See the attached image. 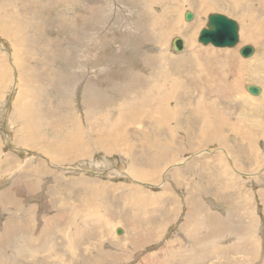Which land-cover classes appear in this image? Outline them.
I'll return each mask as SVG.
<instances>
[{
	"label": "rangeland",
	"instance_id": "rangeland-1",
	"mask_svg": "<svg viewBox=\"0 0 264 264\" xmlns=\"http://www.w3.org/2000/svg\"><path fill=\"white\" fill-rule=\"evenodd\" d=\"M0 4V264H264V91H246L262 93L264 54L237 68L264 51L260 0ZM212 12L238 23L232 49L197 41Z\"/></svg>",
	"mask_w": 264,
	"mask_h": 264
},
{
	"label": "bare ground",
	"instance_id": "bare-ground-1",
	"mask_svg": "<svg viewBox=\"0 0 264 264\" xmlns=\"http://www.w3.org/2000/svg\"><path fill=\"white\" fill-rule=\"evenodd\" d=\"M223 5H225V6H227L229 9H231V10H234V9H236L237 8V6L239 5V3L241 2H244V3H246L245 4V6H248L249 4H248V2H249V0H219ZM258 0H256V2H257ZM264 1V0H263ZM262 0H260V2H261V4H262V8L264 7V2H263ZM258 4V3H257ZM260 4V5H261ZM1 5V4H0ZM251 5V4H250ZM250 7V6H249ZM252 7V6H251ZM253 8V7H252ZM235 11V10H234ZM246 11V10H245ZM253 11V10H252ZM255 11V10H254ZM256 12V11H255ZM258 12V11H257ZM212 13H218V12H212ZM212 13H209V14H212ZM11 14H13V13H11ZM208 14V15H209ZM208 17V16H207ZM234 20V19H233ZM238 21H241V20H238ZM244 21V20H243ZM246 21H244L243 23H245ZM197 23V22H196ZM207 23V22H206ZM194 24V23H193ZM238 24V23H237ZM252 24V23H251ZM255 24V23H254ZM253 25V24H252ZM256 25V24H255ZM246 23H245V25L243 26L244 27V29L242 30L243 31V33H244V35H246L247 33H246V31L247 30H245L246 29ZM257 26V25H256ZM259 26H261L260 24L257 26V27H255L254 29H259ZM263 27V26H262ZM5 28V27H4ZM183 28H186L185 26H182V25H178V26H174V28L173 29H171V30H173L174 32H181V30L183 29ZM251 28H253V27H251ZM247 29H248V27H247ZM239 30V29H238ZM249 30V29H248ZM7 31H8V29H7ZM251 31V30H250ZM249 31V32H250ZM3 32V31H2ZM248 32V31H247ZM1 33V32H0ZM4 33V32H3ZM242 33V34H243ZM9 34V33H8ZM142 35V34H141ZM198 35H199V33H198ZM198 35H197V41L199 42V43H201L202 45H205V44H203L201 41H199L198 40ZM243 35V36H244ZM256 35H259V34H256ZM191 38V37H190ZM251 38V37H250ZM178 39H180L181 40V44L180 45H178ZM196 39V38H195ZM247 40H249V39H246L245 38V41H247ZM175 41V42H174ZM238 41H239V31H238ZM185 42V41H184ZM186 44H187V40H186ZM185 43H184V45H186ZM259 44V43H258ZM184 45H183V41H182V39L181 38H179V37H176V35H175V38H173L172 39V41H171V48L173 49V51L174 52H180V51H182V50H184L183 48H184ZM192 45V44H191ZM208 45H212V44H207V46ZM237 45V44H236ZM187 46V45H186ZM189 46V45H188ZM213 46V45H212ZM214 47H216V46H214ZM257 47V46H256ZM190 48V47H189ZM216 48H223V49H225V48H231L232 49V47H216ZM214 49V48H213ZM220 49V50H221ZM219 50V51H220ZM225 50H227V49H225ZM236 50V49H235ZM191 51V50H190ZM199 51V50H198ZM212 51V50H211ZM222 51V50H221ZM224 51V50H223ZM229 51H230V49H229ZM213 52V51H212ZM211 52V53H212ZM215 52H216V50H215ZM186 52H183V54H185ZM188 53V52H187ZM218 53V52H217ZM216 53V54H217ZM221 54H222V52H220ZM224 53V52H223ZM261 53H264V51L263 52H261V51H259L258 53H255L254 54V56H252V58H250V63L253 65L254 64V62L257 60V57L258 56H260V54ZM177 54H179V53H177ZM183 54H181V55H183ZM215 54V55H216ZM227 53H225V60H230L231 59V55L228 53L227 55H226ZM1 55V54H0ZM151 55V54H150ZM186 55V54H185ZM184 55V56H185ZM212 55V54H211ZM214 55V56H215ZM219 55V54H218ZM176 57V56H175ZM187 57H189V56H187ZM186 57V58H187ZM199 57V56H198ZM197 57V58H198ZM211 57H213V56H211ZM177 58H179V56L177 57ZM190 58H191V56H190ZM215 58V57H214ZM201 59V58H200ZM193 60V59H192ZM176 62V61H175ZM192 62V61H191ZM216 62H218V61H216ZM256 64V63H255ZM260 64V63H259ZM202 65V64H201ZM189 67H190V65H188ZM182 67V66H181ZM187 67V66H186ZM179 69V68H178ZM181 69V68H180ZM186 69H188V68H186ZM248 71H250L251 69H247ZM263 70V69H262ZM247 71V72H248ZM191 72V71H190ZM252 72V71H251ZM254 72V71H253ZM179 73V72H178ZM187 73H189V72H187ZM194 73H196V72H194ZM254 73H256V72H254ZM263 73V72H262ZM199 74V73H198ZM205 74V73H204ZM259 74V73H258ZM192 75V74H191ZM219 75V74H218ZM197 76H199V75H197ZM183 77V76H182ZM185 77H186V74H185ZM184 77V78H185ZM261 79H262V77H260ZM188 80H192L191 78L190 79H188ZM196 80V79H195ZM206 80V79H205ZM183 81V80H182ZM229 81V80H228ZM190 82V81H189ZM192 82V81H191ZM193 82H194V80H193ZM196 82V81H195ZM73 84H74V82H73ZM188 84V83H187ZM198 84V83H197ZM248 86L249 85H247L246 86V91H248ZM187 87H188V85H187ZM190 87V86H189ZM188 87V88H189ZM189 89H191V88H189ZM194 89V88H193ZM205 90V89H204ZM263 91H264V88H263V90H262V93H261V88H259V92H260V94H263ZM212 92V91H211ZM216 92H218L217 90H216ZM250 93V92H249ZM27 94H29V93H27ZM215 94V93H214ZM251 94V93H250ZM30 95V94H29ZM216 95H218V94H216ZM253 96H254V94H252ZM26 97H27V95H25ZM31 96V101H30V104L27 102V105H26V107H27V109L26 110H28V108H31V106H32V100L33 99H35V97L33 96V95H30ZM21 97V96H20ZM20 97H18V99H17V102H16V104H15V106L17 107L15 110V113H21L22 111H24L25 109H22L21 107H24V106H21L20 105V107H18L19 105L18 104H20ZM223 97H226V98H229V97H227V95L226 96H223ZM236 97V96H235ZM233 98V96L231 95V99ZM202 99V98H201ZM201 99H199L198 100V103L199 104H204L205 102L204 101H202ZM36 100V99H35ZM229 100V99H228ZM16 101V100H15ZM33 102H34V100H33ZM15 103V102H14ZM207 103H209L212 107L214 106V108H216L215 106L217 105L216 104V102L213 100V103L211 102V101H207ZM206 103V104H207ZM206 104L205 105H202L203 107H202V110H203V108L205 107V108H208L209 110H206V111H204L203 110V114H204V119H209L210 120V114H213L214 112H217V111H215L212 107H206ZM218 106V105H217ZM222 108V107H221ZM218 109H219V107H218ZM154 109H152V111H153ZM157 111V113H159V115L160 116H163V117H165V116H168L169 117V114H168V110L166 109V108H163V109H161V108H159V109H157L156 110ZM33 112V111H32ZM144 112V111H143ZM143 112H141V110L139 109L138 111H134V112H132V113H123V112H121V120L122 121H124L125 123H127V122H129V121H131V119H135V118H137L140 114H142ZM202 112V111H201ZM28 114H29V112H27ZM26 113V114H27ZM157 115V114H156ZM158 115V116H159ZM33 116V115H32ZM189 115H187V117H188ZM195 116H197V115H195ZM31 118V117H30ZM159 118V117H158ZM158 118H156V119H158ZM170 118V117H169ZM189 118V117H188ZM32 119V118H31ZM190 119V118H189ZM198 119V118H197ZM220 120V119H219ZM224 120V119H223ZM31 122V121H30ZM209 122L210 121H205L204 120V123L202 124V125H206V127L208 128V129H210V127H209V125H207V124H209ZM227 122V121H226ZM225 122V123H226ZM196 123H199V121H197ZM217 124H220V126L222 127V125H221V123H217ZM104 125V124H103ZM120 125V124H119ZM118 125V126H119ZM226 125V124H225ZM239 125V124H238ZM241 125V124H240ZM258 125V124H257ZM116 126V125H115ZM264 126V125H263ZM100 128H102V129H100ZM247 129V128H246ZM97 132H100V131H106V129H104L103 127H99L98 128V130H96ZM149 132V131H148ZM198 132L199 133H203V134H207V136H208V130L204 127V128H202V129H200V130H198ZM217 131L216 130H214V133H216ZM252 132V131H251ZM106 133H107V131H106ZM211 133H213V132H211ZM210 133V134H211ZM115 134V133H114ZM76 136H77V134H75ZM100 135H102V134H100ZM116 136H117V133L115 134ZM115 135H111V137L109 138V139H111V140H109L110 142H109V146L111 147V145H114V147L117 145L116 144V140H115ZM201 135V134H200ZM110 136V135H109ZM101 137V136H100ZM99 137V138H100ZM206 137V136H205ZM211 138H214V136L213 135H211L210 136ZM103 138H104V136H103ZM150 138V137H149ZM264 138V137H263ZM29 139V138H28ZM77 139V138H76ZM105 139V138H104ZM220 139V138H219ZM98 140V139H97ZM149 140H151V139H149ZM56 142V141H55ZM61 142V141H60ZM30 143V142H29ZM53 144V143H52ZM71 144V143H70ZM103 146V145H102ZM60 148V147H59ZM112 148V147H111ZM253 151L255 150V149H252ZM251 150V151H252ZM257 151V150H256ZM131 152V151H130ZM69 153V152H68ZM149 157V156H148ZM148 157H146V159L147 160H150L151 162H154V161H157V160H160L161 161V159H160V157H155V158H148ZM132 167V166H131ZM225 169V166L224 167H222V171ZM133 173H130V174H133L132 176L133 177H137V178H139V176H137V174L139 175L140 173H137V172H134V170L132 171ZM150 173V172H149ZM143 175V174H142ZM152 178V177H151ZM107 190V189H106ZM108 191V190H107ZM132 192V191H131ZM134 194H131V193H128V191H125L122 195H121V198H123V200H125V199H127V198H129V196H133ZM106 196V195H105ZM135 196V195H134ZM133 198V197H132ZM106 199V198H105ZM139 200V199H138ZM135 201V200H134ZM188 201H189V199H188ZM84 202H85V200H84ZM126 202H127V200H126ZM132 202V201H131ZM125 203V202H124ZM90 204V203H89ZM126 205H127V203H125ZM84 205V204H83ZM111 206V205H110ZM88 214L89 213H87V215L86 216H88ZM18 215V214H17ZM21 215V214H20ZM57 215V214H56ZM135 215V214H134ZM23 216V215H22ZM133 216V215H132ZM21 217V216H20ZM99 217V216H98ZM102 217V215L100 216V218ZM107 218H108V216H107ZM48 219V218H47ZM106 221V220H105ZM109 221H111V220H109ZM87 223V222H86ZM53 224H54V221H51V223H50V227H52L53 226ZM99 224L101 225V219H100V221H99ZM98 223H97V225L96 226H98L99 225ZM114 229V228H113ZM112 229V230H113ZM135 230V229H134ZM127 231V229L126 230H124V235L123 236H128V233L126 232ZM120 233L122 232V230L121 231H119ZM118 231H117V233H119ZM122 236V237H123ZM122 237H121V239H122ZM71 239V238H70ZM43 240V239H42ZM73 240V239H72ZM77 240V237H76V239H74V241H76ZM47 241V240H46ZM45 240H43L41 243L43 244V245H45L44 244V242H46ZM52 241V240H51ZM73 241V242H74ZM89 242V241H88ZM36 244V243H35ZM68 244H72V243H70V241L68 242ZM41 244H39V246H40ZM72 247H74L75 249H76V247H78V246H75V244L74 245H72ZM86 248H88V246H86ZM86 248H84V253L86 254V251L88 250V249H86ZM75 249H74V251H75ZM80 248H78V250H79ZM74 251H73V258L75 257V255H74ZM83 251V250H82ZM111 252V251H110ZM71 254V255H72ZM82 258H83V261H89V259H86V256H81ZM71 258V257H70ZM103 258V257H102ZM86 264H91V262L90 263H86Z\"/></svg>",
	"mask_w": 264,
	"mask_h": 264
},
{
	"label": "water",
	"instance_id": "water-1",
	"mask_svg": "<svg viewBox=\"0 0 264 264\" xmlns=\"http://www.w3.org/2000/svg\"><path fill=\"white\" fill-rule=\"evenodd\" d=\"M192 17V13H186L185 18L187 20L192 19ZM198 40L205 45L210 43L216 47H234L238 43V24L235 20L222 13L209 14L206 27L200 30ZM181 43V40L178 39V45ZM254 51V47L247 44L239 49V54L243 58H249ZM248 92L258 95L259 88L255 85H249Z\"/></svg>",
	"mask_w": 264,
	"mask_h": 264
},
{
	"label": "crops",
	"instance_id": "crops-1",
	"mask_svg": "<svg viewBox=\"0 0 264 264\" xmlns=\"http://www.w3.org/2000/svg\"><path fill=\"white\" fill-rule=\"evenodd\" d=\"M263 22H264V20H263ZM259 36V35H258ZM245 38H247V39H250L249 37H248V35L246 34V36H244ZM249 41H251V40H249ZM260 51V50H259ZM264 54V53H263ZM258 58H261V56H258L257 57V59ZM263 59H264V56L262 57ZM250 59H248V60H245V61H243L244 63H246L245 64V67H244V65L242 64V63H239V62H237V68H239V70L238 71H241V70H244V68H246V71H247V69H252V67H253V65L250 63V61H249ZM264 61V60H263ZM249 66H251V67H249ZM249 67V68H248ZM263 68H264V65L262 66ZM233 90H234V86H232L231 87ZM236 89L237 88H235V91H236ZM238 90V89H237ZM237 92V91H236ZM214 94V93H213ZM262 95V94H261ZM229 95H227V97H228ZM211 102L213 103V100H211ZM214 104V103H213ZM203 110L204 111H206V110H209L208 108H203ZM189 117V116H188ZM197 117V116H196ZM189 118H191V117H189ZM212 118H215L216 120H219L220 118H219V113L218 112H214L213 114H210V120L212 119ZM212 120H214V119H212ZM210 123V122H209ZM201 125V124H200ZM220 128H222L221 126H220ZM219 130V129H218ZM214 139V138H213ZM233 243V242H232Z\"/></svg>",
	"mask_w": 264,
	"mask_h": 264
}]
</instances>
